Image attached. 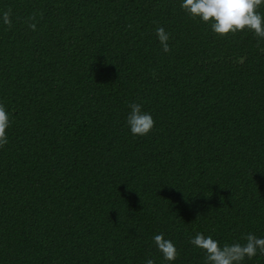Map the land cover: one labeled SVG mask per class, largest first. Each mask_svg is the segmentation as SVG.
I'll use <instances>...</instances> for the list:
<instances>
[{"label":"trees","instance_id":"obj_1","mask_svg":"<svg viewBox=\"0 0 264 264\" xmlns=\"http://www.w3.org/2000/svg\"><path fill=\"white\" fill-rule=\"evenodd\" d=\"M182 2L0 0V264H205L197 233L264 238V39L221 37Z\"/></svg>","mask_w":264,"mask_h":264},{"label":"clouds","instance_id":"obj_2","mask_svg":"<svg viewBox=\"0 0 264 264\" xmlns=\"http://www.w3.org/2000/svg\"><path fill=\"white\" fill-rule=\"evenodd\" d=\"M264 5V0H183L181 7L192 19L199 18L210 25L211 30L221 36L235 35L237 32H253L256 37L264 39V15L258 9ZM11 9L3 12L2 22L9 28L12 25ZM35 14L28 17V27L36 30ZM156 35L165 53L170 52L169 34L163 27H157ZM131 111L127 123L134 136H147L152 131L155 121L151 114L142 111L139 104H131ZM10 125L9 114L3 104H0V147L8 143L7 129ZM244 243L234 242L220 244L211 235L197 233L190 243L205 253V264H243L258 253L264 255V238L254 234H247ZM154 243L164 260L173 262L178 258V251L174 243L165 239L163 234L153 237ZM146 264H155L148 259Z\"/></svg>","mask_w":264,"mask_h":264}]
</instances>
